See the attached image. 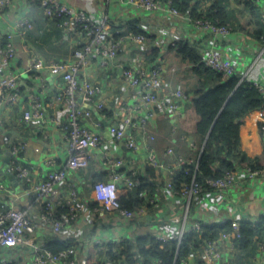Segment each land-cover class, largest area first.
<instances>
[{"label":"crops","instance_id":"obj_1","mask_svg":"<svg viewBox=\"0 0 264 264\" xmlns=\"http://www.w3.org/2000/svg\"><path fill=\"white\" fill-rule=\"evenodd\" d=\"M60 1L77 9L89 11L99 21L106 18L110 32L116 38L119 33L123 32L125 23L136 21L145 34L146 40L139 45L126 42L118 57L110 60L105 66L99 59L92 58L91 63L80 70L81 79L100 86L101 91L97 98L103 101L105 110L103 112L94 111L91 119L85 122L89 128L93 129V124L99 123L95 130L100 133L102 140L99 147L91 151L89 167L79 173L83 180V185H78L80 188V199L77 201L79 217L70 221L63 229L54 231L49 226L41 224L39 207H35L37 204L33 205L32 219L39 225L38 230L32 237H29L30 241L24 247L17 253H13L14 264H32L35 247L39 244L45 245L48 240L55 237L69 241V245L73 246L81 263L84 264L88 250L95 246L96 240L106 243L133 240L147 235L156 238L158 235H163L167 240L180 234L181 231L183 234L192 232V227L199 222L212 225L236 219L257 222L264 218V177L243 182L241 180L221 195L208 192L189 203L165 186H156L154 192H143L142 197L145 200L141 205L143 212H139V218L129 223L118 214L103 213L99 206H91L94 201L90 195V184L92 181L108 179L111 171V166L108 164L109 157H122L127 162L123 171L133 169L138 176H144L147 159L150 156L148 146L160 162L168 163L170 166H173L178 158L186 160L172 146L167 149H173V159L170 160L167 157V149L163 153L164 158H161L152 146L155 135L160 134L175 145H178V142L184 143L189 146V149L195 151L196 143L192 135L196 130L198 115L191 99L198 90L213 84L215 80L205 74H198L194 66L172 50L171 46L179 41L188 42L203 56L214 46V42L205 31L196 28L188 20L186 14L174 15L167 4L163 5L161 11L150 13L119 0ZM185 1L188 3V12L191 13L193 10L205 14L212 9L214 12L220 10L219 14L223 23L231 31L226 37L217 41L214 48L231 59L235 75L241 80L264 82V42L252 36L255 29L254 14L247 1ZM37 2V0H13L11 6L0 14V43L5 42L6 30L13 28L20 18H31L34 24L40 20L44 21L38 29L35 24L36 29L27 32V38L25 33L28 29L23 38L19 35L14 38L17 53L13 64L22 69L17 71V74L22 73L20 85L25 101L28 100L32 91L30 72L26 71L34 55L43 56L48 61H72L74 59V40L65 38L64 31L59 26L53 27L48 23L50 20L47 21L43 16L42 9ZM255 8L264 24V0L257 2ZM115 22L119 24L115 26ZM119 25L122 26L117 27ZM153 48L158 49L159 54L155 60L150 61L142 54V51ZM147 64H156L160 68V96L176 101L179 105L178 113L162 111L157 105L140 103L142 101L141 92L126 83L122 67L135 70ZM3 73L4 64L0 62V78ZM42 73L47 85L44 112L49 121L46 133H43L45 125L40 126L35 122L31 123L27 131L11 123L12 113L4 115L7 119L0 117V178H5L7 183L11 184L9 194L0 193L1 209L10 206L24 209L27 202L34 204L32 196L24 195L16 179L13 181L9 176L4 175L7 164L5 159L7 157L9 159L8 146L10 143L22 138L27 140L28 146L21 157L33 168L35 180L43 179L50 169L60 167L65 161L66 148L60 140L57 126L65 118V110L61 101L64 81L60 76L44 71ZM176 90L183 91L186 98H175L172 93ZM137 106L138 110H136ZM126 114H131L134 120H146L145 132L139 129L138 132L135 131L137 134L134 133L139 146L136 151L127 149L109 132V126L112 123H120ZM260 121H264V116L255 110L244 118L240 127L241 149L249 156L260 154L263 150V138L258 128ZM37 147H40L39 152L35 151ZM179 148L185 150L181 145ZM187 160L192 161L193 159ZM168 167L158 169L157 172L158 178L164 183L170 180V168ZM131 192L132 190L123 197H128ZM1 200H3L2 203ZM65 209L64 206L57 207V212L61 213ZM263 241L264 235H255L246 249L237 247L232 249L228 243H225L221 248L222 258L217 264H264V251L260 249ZM186 261L188 264H199L202 261L200 249L192 252Z\"/></svg>","mask_w":264,"mask_h":264},{"label":"built area","instance_id":"obj_2","mask_svg":"<svg viewBox=\"0 0 264 264\" xmlns=\"http://www.w3.org/2000/svg\"><path fill=\"white\" fill-rule=\"evenodd\" d=\"M12 1L0 0V14L11 6ZM119 1L140 7L150 13L161 11L164 5L161 0ZM246 1L256 4L260 0ZM40 6L44 17L50 21H56L57 26L64 31V37L74 40V59L72 61H48L40 55H34L30 59L28 69L30 71H26L30 72L29 79L32 83V91L28 100L25 101L20 85L22 73L17 74V71L22 69L13 64L17 53L14 38L16 35L21 38L24 37L25 31L31 27L32 19L28 17L20 18L13 28L6 30L5 42L0 43V62L4 64V73L0 78V117L7 119L4 115L12 113L11 123L21 126L25 131L29 130L31 123L34 122L40 126L45 125L43 128L45 134L49 119L44 112L47 85L42 71L62 77L64 86L61 91V101L65 110V118L57 126L60 140L65 144L66 156L60 167L50 169L43 179L35 180L33 168L21 157L28 146L27 140L22 138L9 144V162L6 164L4 175H13L17 184L22 187L24 195L32 196L34 204L27 202L24 209H16L12 206L6 209L0 208V264H14L13 253H17L18 250L24 247L30 241L29 237L37 232L39 225L32 219L33 208L36 204L35 207H39L40 210L39 219L41 224L49 226L54 231H59L66 227L70 221L78 219L77 201L80 199L78 185H83L79 173L89 167L91 151L99 147L102 140L100 133L95 130L99 123H92L94 129L89 128L86 123L91 119L94 111L103 112L105 110L103 101L97 98L101 91L100 86L86 79H81L79 72L91 63L92 58L99 59L101 64L105 66L110 60L118 57L126 42L139 45L146 40L144 33L134 34L128 31L126 26L123 27V32L119 33L116 38L110 32L106 18L99 21L89 11L81 8L77 9L60 0H41ZM170 11L174 15L180 16L177 9L170 7ZM186 17L196 28L205 31L214 42V46L202 56V63L209 69L222 73L226 78L235 75V68L231 59L225 57L217 48H214L217 41L226 37L231 29L205 19L192 20L190 16L187 15ZM118 24L117 22L114 23L115 26ZM122 74L130 87L141 92L142 101L140 103L157 105L162 111L173 112V114L178 113L179 105L176 101H171L169 97L160 96L161 72L156 64L141 65V68L135 70L122 67ZM249 83L264 98V82L252 80ZM172 95L177 99L186 98L181 90L174 91ZM138 109L137 106L136 110ZM145 126V119L134 120L131 114H126L120 123H112L109 126V132L115 140L127 149L136 151L139 146L137 136L134 133H136L135 131L138 132L139 129L145 132ZM148 150L150 156L146 165H152L157 169L169 166L170 180L165 182V187L174 191V194L183 198L187 203L204 196L208 192L221 195L240 183L241 180L243 182L257 177H264V169L254 171L250 168H238L237 170L226 171L219 178L207 180V186L193 182L189 186H184L180 191H176L173 189L171 182L173 172L183 164L192 161L178 158L174 165L170 166L168 163L160 162L153 154L151 147L148 146ZM35 151L39 152L40 147L35 148ZM167 157L170 160L173 159L172 148L167 149ZM108 164L111 166L108 179L92 181L90 184L91 199L99 204L101 212L118 214L129 223L139 218V212H143V207L125 208L121 205L120 199L134 188L138 174L133 169L122 170L127 164L122 157H109ZM10 186L11 184L7 183L5 178H0L1 194H9ZM61 206H64L67 211L63 216L58 217L56 214L57 207ZM188 207L187 205V209ZM242 221H245V219L233 220L230 222L231 229L229 231H221L217 237L207 238L200 249L202 261L199 264H217L222 258L221 248L225 243L235 249L236 246L233 241L241 237ZM225 223L229 222L223 224ZM204 225L206 224L199 222L192 227V230L198 231ZM183 235V231H181L172 239L180 242ZM157 239L166 240V237L158 235ZM123 241L102 243L96 240L94 245L105 251L107 243L113 242L116 245H121ZM260 249L264 251V241L260 244ZM102 260L105 264H118L105 256ZM31 263L82 264L73 246L68 245L64 250L52 253L44 244L35 247ZM182 263L188 264L186 259ZM150 264H160V262L159 260H153Z\"/></svg>","mask_w":264,"mask_h":264},{"label":"trees","instance_id":"obj_3","mask_svg":"<svg viewBox=\"0 0 264 264\" xmlns=\"http://www.w3.org/2000/svg\"><path fill=\"white\" fill-rule=\"evenodd\" d=\"M37 1L40 6L41 0ZM161 1L169 7L177 9L180 14L190 16L192 20L205 19L227 26L222 21L219 14L220 10L214 12V9H212L206 14L197 13L193 10L191 13L188 12V3L185 0ZM247 3L254 14L255 29L252 32V36L263 43L264 24L260 16L257 15L255 3L249 1ZM46 20L48 21L49 19L46 18ZM43 23L44 21L42 20L37 24L35 23L37 29ZM48 23L53 27L57 25L56 21H48ZM35 24L32 20L31 27L25 33L26 38L27 32L36 29ZM125 26L128 31L134 34H143L136 21L127 22ZM171 49L185 61L191 63L198 74H205L215 80L213 84L198 90L191 99V103L198 115L196 130L192 135L196 143L195 151L189 149V146L181 142L175 145L160 134L154 136L152 146H154L161 158H164L163 153L167 147L172 146L186 160L193 159L191 163H185L173 172L171 177L173 189L180 191L184 186H189L193 182L207 186V180L219 178L226 171H233L238 168H250L254 171L263 170L264 121L258 122V128L263 138V150L260 154L249 156L241 149L240 144V127L244 118L255 110L264 116V98L258 90L236 75L226 78L222 73L206 67L202 63V56L197 49L188 42H175ZM142 54L150 61H153L158 56L159 50L153 48L148 51H142ZM168 124L170 123L168 122ZM169 127L171 128V125ZM204 143L206 144L202 150ZM179 145L184 147L185 150H181ZM158 171L152 165H146L144 176L136 177V185L129 196L121 197V205L128 209L138 208L145 201L144 197H142L143 192H154L156 186H165L164 181H160V178H158ZM91 206L98 207L99 205L94 201ZM66 211L65 209V211L63 210V212H57L56 214L60 217ZM241 224V237L234 239L233 242L238 249H246L255 235H264V218L259 219L257 222L242 221ZM230 229V222L204 225L198 231L184 234L180 242L172 238L159 240L150 235L141 236L133 240H125L121 245L110 242L106 244L105 251L100 250L99 246L91 247L88 250L86 263L105 264L101 259V257L105 256L118 264H150L153 260H159L160 264H183V260L187 259L192 252L201 249L207 238H215L221 231H229ZM68 245L69 241L56 237L45 243V247L52 253H58Z\"/></svg>","mask_w":264,"mask_h":264},{"label":"water","instance_id":"obj_4","mask_svg":"<svg viewBox=\"0 0 264 264\" xmlns=\"http://www.w3.org/2000/svg\"><path fill=\"white\" fill-rule=\"evenodd\" d=\"M205 144H206V143H204L202 150L204 149V147H205ZM5 160H6V162H7V163L9 162V159H8V157H7ZM9 178H10L11 180L15 181V178H14V176H13V175H9Z\"/></svg>","mask_w":264,"mask_h":264}]
</instances>
